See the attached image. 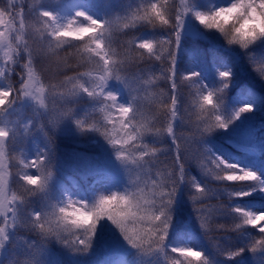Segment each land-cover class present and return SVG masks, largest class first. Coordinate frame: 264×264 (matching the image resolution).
Returning <instances> with one entry per match:
<instances>
[{"label": "clouds", "instance_id": "9594fccd", "mask_svg": "<svg viewBox=\"0 0 264 264\" xmlns=\"http://www.w3.org/2000/svg\"><path fill=\"white\" fill-rule=\"evenodd\" d=\"M58 2L0 0V264H43L42 253L53 241L86 254L105 221L140 257L212 264L203 251L168 245L182 185L193 209L194 200L210 209L204 226L195 213L219 255L232 260L247 251L264 257V211L233 203L264 194V179L206 144L253 105L226 108L228 68L217 69L211 87L198 72L177 70L191 17L246 54L264 81V60L249 51L264 41V0H229L206 9L193 0H125L99 17L82 10L62 16L49 7ZM141 29L153 35L144 38ZM114 82L126 101L111 89ZM68 122L78 136L97 137L107 146L124 173L122 188L91 199L67 193L53 198L57 135ZM29 142L35 146L31 155ZM190 165L205 183L191 175ZM33 201L40 202L39 210ZM248 229L256 234L243 247H218L221 237ZM17 245L23 247L10 251Z\"/></svg>", "mask_w": 264, "mask_h": 264}, {"label": "trees", "instance_id": "16d2710c", "mask_svg": "<svg viewBox=\"0 0 264 264\" xmlns=\"http://www.w3.org/2000/svg\"><path fill=\"white\" fill-rule=\"evenodd\" d=\"M198 5L202 7V9H206L209 4H214L219 7L222 5H226L229 3V0H198ZM125 0H85V3L89 7L92 12V16L99 17L102 14H105L111 11L113 8H116L122 5ZM51 6H57L61 8L59 12L62 16H67L70 14L69 6L67 0H59L56 4H50ZM142 35L149 32L147 29L139 30ZM228 46L225 45L223 40L221 39L219 51L215 49V52L212 51L210 53L200 54L199 60L201 62L207 63L209 67H212V72L208 74L206 82L204 81V77L202 75L203 64L194 65L192 61H185V65L179 68L180 73L188 74L192 71H196L200 74V79L208 84L210 87L214 86L217 83V69L223 70L228 68L232 72V80L230 84V88L227 92V97L229 96H241V97H251L254 100L253 103V111L251 113H247L243 115V117H249L255 124H258L254 132L251 134L249 141L254 142V144L261 150L262 155L257 159H251L250 163H248L249 167H244L250 170L257 172L261 179H264V170L263 173L258 172L260 163H264V81H261L258 75L252 70V66L246 56V54L240 52L239 50H228ZM228 50V51H225ZM255 55V58L258 60H264V45L257 44L252 49L249 50ZM223 52V53H222ZM188 63V65H187ZM243 104L241 101L237 102V107ZM82 111V110H81ZM78 136V135H77ZM83 139V145H76L78 150H83L84 152H93L96 153L98 149V142L96 137L87 136L81 137ZM215 140L216 142H222V144H227L229 137L226 132H217L207 139V141ZM95 141V142H93ZM72 147V143L62 137L57 135V143H56V155L62 156L65 150L70 152V148ZM228 147V146H227ZM230 148V147H228ZM235 154L239 155V149L230 148ZM254 167V168H253ZM189 172L193 177L196 178L198 182L201 184L206 182V178L202 177L199 171L194 167H190ZM95 175H88L86 177H81V175L76 173H66L65 175L60 177V188L58 191V198L62 197L63 191L72 190L71 183L74 182L80 188H84ZM97 183H101V180H96ZM125 185V183L121 180L115 181L113 187L115 189H120ZM189 188L187 185H182L180 188V194L182 197L188 198ZM223 199L224 197L221 196ZM215 198H213L214 200ZM183 200V199H182ZM234 204H238L242 207H245L252 211L261 212L264 211V194H260L259 192L253 193L252 195L245 197L243 200H235ZM203 206L199 203L194 204V209L192 204L186 205L181 201L177 204L174 203L172 212H173V223L169 232L168 242H171L174 245H184L193 247L195 249H199V251H203L205 256L208 257L215 264H260L261 260L264 257L257 256L253 257L252 254L245 251L241 256L227 260L218 254L217 248L213 247L211 241H209L204 232L202 231L196 213L200 216L201 213L198 209H201ZM206 221L208 220V214L205 213ZM224 222H228L229 218L223 217ZM181 225H184V230L188 232V236L186 237L188 241L186 242V238L179 235L178 230ZM184 231V232H185ZM255 230H245V232L237 236L234 233H229L227 238L221 237L219 240L218 247L219 248H240L243 247L244 244L247 243L248 237L250 235H255ZM102 235L96 234L95 239H100ZM123 251L121 252V256L124 257L123 264H153L154 262L157 264H161V260L158 257H140L135 252V250L131 249L124 241H123ZM105 263L112 264V256L111 255H103L101 252H98L97 255L91 258L87 264H103ZM101 260V261H100Z\"/></svg>", "mask_w": 264, "mask_h": 264}, {"label": "rangeland", "instance_id": "374dc122", "mask_svg": "<svg viewBox=\"0 0 264 264\" xmlns=\"http://www.w3.org/2000/svg\"><path fill=\"white\" fill-rule=\"evenodd\" d=\"M195 6L199 9H202L198 5V0H193ZM69 6L70 16L75 10H82L92 15L91 10L85 3V0H67ZM56 12H60L61 8L57 6H51ZM60 14V13H59ZM152 32H147L143 35L144 38L152 36ZM157 35H161L157 33ZM221 38L211 32H205L201 29L191 17L186 19L185 28L181 36L180 46L177 50V70L185 65V61H192L194 65L203 64V77L206 82L208 74L212 72V67H209L207 63L201 62L199 60L200 54L215 52V49L219 51ZM264 45V41L258 43ZM228 50H239L238 48H227ZM225 50V51H228ZM240 51V50H239ZM241 52V51H240ZM223 53V52H222ZM188 65V63H187ZM111 89L118 92L121 95V99L126 101V94L124 93L123 88L117 84L112 83ZM241 101L242 103H254V100L251 97H241V96H229L226 98V108L231 109L237 107V102ZM83 110V109H81ZM258 124H255L249 117H241L234 125H232L227 131V135L230 141L226 145L233 149H240L239 155L235 154L230 148L222 144V142H216L215 140L207 141L206 144L211 148L212 152L217 155L222 156L230 163L238 164L239 166L249 167L251 159H257L261 157V150L254 144L250 142V136L256 129ZM59 136H62L68 139L72 143L70 152L65 150L62 156L56 155V167H55V179L51 185V194L53 198H58V191L60 188V177L66 173H76L81 175V177H86L88 175H95L94 178L84 187L80 188L76 183L72 182V190L63 191L62 196L67 193L76 198L80 199H91L95 194L100 192H109L113 189V184L115 181H123L126 184V179L123 171L120 166L114 161L111 151L107 146L99 140L98 149L96 153L93 152H84L83 150H78L76 145H83V139L79 138L74 131V128L70 122L65 123L59 133ZM42 146V141H38ZM170 143V141L168 142ZM35 146L29 142L28 152L33 154ZM191 165L189 166V170ZM254 168V167H253ZM264 163H260L259 171L263 173ZM96 180H101V183H97ZM180 190L178 191L175 204L180 201L186 205H191V202L188 198L182 197ZM183 199V200H182ZM35 210H39L40 202L33 201ZM184 225H181L178 233L183 237L188 236V232L184 230ZM185 231V232H184ZM103 235L100 239L96 238L93 241L90 251L86 254L74 253L68 249L58 245L56 242H51L42 253L43 264H87L88 261L97 255L98 252H101L103 255L112 256V264H123L124 257L121 256L123 251V240L120 237L119 233L107 222H103L96 234ZM21 235H24L21 233ZM29 240L33 239L31 236L28 237ZM188 239L186 238V242ZM169 247H175L171 242H168ZM23 247L22 245H17L16 249H11L10 251H16L19 248ZM199 250V249H196ZM153 258V257H152ZM159 258V257H158ZM160 259V258H159ZM102 260V259H101ZM100 260V261H101ZM103 261V260H102ZM103 264L105 263L103 261ZM157 264V263H153ZM212 264H215L212 262Z\"/></svg>", "mask_w": 264, "mask_h": 264}, {"label": "snow or ice", "instance_id": "6c2138e0", "mask_svg": "<svg viewBox=\"0 0 264 264\" xmlns=\"http://www.w3.org/2000/svg\"><path fill=\"white\" fill-rule=\"evenodd\" d=\"M203 199V198H200ZM196 203V200H194V204ZM202 205V204H201ZM203 207L201 209H198V211L201 213L200 215V219H201V224L202 226H204L206 224V217H205V213H207L209 215L210 209L207 208L206 206L202 205Z\"/></svg>", "mask_w": 264, "mask_h": 264}]
</instances>
